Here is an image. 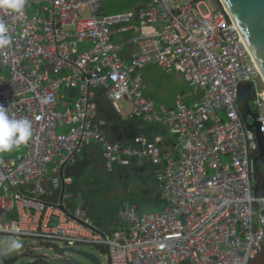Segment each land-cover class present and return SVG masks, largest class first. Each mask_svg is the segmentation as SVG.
Returning a JSON list of instances; mask_svg holds the SVG:
<instances>
[{"label":"built area","instance_id":"1","mask_svg":"<svg viewBox=\"0 0 264 264\" xmlns=\"http://www.w3.org/2000/svg\"><path fill=\"white\" fill-rule=\"evenodd\" d=\"M142 3L137 14L117 15H106L102 0H26L23 14L0 9L10 38L0 49V105L33 129L24 152L0 153V236L92 246L106 264H250L264 247V182L239 94L243 82L255 83L251 105L264 133L262 73L224 8ZM124 32L136 34L114 40ZM129 44L139 52L127 60ZM148 64L181 72L201 97L193 106L184 95L172 108L157 105L138 73ZM102 99L124 117L166 126L174 148L145 135L132 145L112 140L98 120ZM90 143L109 166L149 164L165 207L139 212L121 202L127 226L108 235L67 206L65 167ZM57 191L58 201L47 199Z\"/></svg>","mask_w":264,"mask_h":264},{"label":"crops","instance_id":"2","mask_svg":"<svg viewBox=\"0 0 264 264\" xmlns=\"http://www.w3.org/2000/svg\"><path fill=\"white\" fill-rule=\"evenodd\" d=\"M142 5L143 3H141L140 7H142ZM139 9H137L135 12H131L137 14ZM134 20L135 23L140 24L138 19L134 18ZM135 34L136 33L133 32H124L122 34H118L116 35V41H123ZM138 52V45L129 44L121 54L123 58L129 60L134 55L138 54ZM139 71L138 73L141 77ZM167 72L171 74L174 72L181 73L176 70ZM144 84L146 85L145 95L154 99L151 95L146 94L148 88L145 82ZM192 87L193 90L188 94L185 93L184 90H181L177 94L176 100L180 95H184L186 103L189 106H193L195 102L201 97V91L194 86ZM189 100L190 103L188 102ZM155 102L159 106H165L163 103L158 104L156 100ZM174 105L168 108H172ZM98 120L104 121V123L101 124V127L106 131L107 135L112 140L119 141L125 145H132L135 138L141 135H145L151 140H159L164 148H174L176 144V142H174L175 137H172L173 133H171L166 126L159 125V128H152V126L137 118L131 119L124 117L118 114L112 105L105 99H102ZM148 127H151V131L154 129L150 137L145 131ZM21 148H24V150L26 149L25 145H21ZM18 152L21 153L22 151ZM78 161L83 163V166H81L83 172L81 173L79 181H75L72 177H69L66 174L67 168L69 165H72V163L65 167V177L70 179L71 182L65 185V191L68 196L64 198V203L73 209L80 208L83 211L85 218L92 220L100 231L108 235H112L119 228L127 226V223L122 221L118 216V208L121 202H131L136 206L139 212L157 211L165 207L166 204L162 199L161 188L152 174L149 164L145 166H121L117 164L109 166L102 154L101 147L98 144L93 143L86 145L83 152L78 156ZM74 183H76L78 186L77 192L76 189L74 191L68 190L69 186ZM61 197V192L57 191L53 197L50 196L47 199L50 201H58ZM44 246L49 249H56V247L51 248L48 245ZM2 248L6 251L18 252L13 248H4L3 244ZM18 253L19 256H21L20 252ZM93 253L97 254L101 260L102 256L105 257L104 255H100L97 250H95ZM45 255H49L51 258L58 257L59 255L64 256V254L52 255L48 252H46ZM0 260L3 262V264H8L9 262L11 264H23L21 261H19L20 259L18 260V257L10 259L9 261H5L0 255ZM33 263L34 261L30 259L27 264Z\"/></svg>","mask_w":264,"mask_h":264},{"label":"rangeland","instance_id":"3","mask_svg":"<svg viewBox=\"0 0 264 264\" xmlns=\"http://www.w3.org/2000/svg\"><path fill=\"white\" fill-rule=\"evenodd\" d=\"M104 4V13L107 15H117V14H123L127 11H136L139 9L142 1L140 0H102ZM189 0H178L179 4L185 3ZM195 1V0H194ZM208 5L211 7L222 10L223 7L220 5L219 0H204ZM203 11H206L207 8L205 5L201 6ZM125 23H120L121 25H124ZM114 39H117V36H114ZM141 77L143 81L147 84V91L146 94L151 95L158 104L163 103L167 107H171L174 105L176 101L177 94L184 90L185 93H190L193 90V87L187 81V78L184 77L182 73H168L166 70H164L159 65H147L143 67L140 71ZM258 85L263 89L264 85L261 82L260 79H258ZM190 103V100L188 101ZM123 105V111L126 112L128 109V106L125 102H122ZM253 109L256 110V107L253 105ZM248 122L252 123L253 119L251 117L248 118ZM172 137H175V141L177 142L176 136L173 134ZM22 151L24 152V148H18L16 150H13L12 152L3 153L4 156H11L12 153ZM78 186L76 183L69 186V191H74L76 189L77 192ZM0 239L3 241V247L11 249V243L13 241L19 242L20 247L13 248L16 249L18 252H20V255L18 257V260L21 261L23 264H27L30 259L34 261L33 264H51V257L49 255H45L46 252L50 254H61L60 249H49L45 247L42 244L37 243L34 240L31 239H23V238H16L13 236H0ZM60 247L63 248L62 244H59ZM79 251H87V252H95V248L92 246H79L77 248ZM68 258H76L79 259L85 263H91L90 260L80 254V253H74V254H65ZM102 262L103 264H106L105 257L102 256ZM0 264H3V262L0 260ZM64 264V263H63Z\"/></svg>","mask_w":264,"mask_h":264},{"label":"water","instance_id":"4","mask_svg":"<svg viewBox=\"0 0 264 264\" xmlns=\"http://www.w3.org/2000/svg\"><path fill=\"white\" fill-rule=\"evenodd\" d=\"M222 7L228 12L231 19L236 24L249 51L257 63L264 78V0H219ZM256 98V86L252 81L243 82L240 89L239 101L241 114L245 121L249 117L253 122H247V126L254 130L259 145V156L264 160V133L261 130L262 124L257 120L259 114L254 111L251 102ZM264 175H260L259 181ZM65 191V185L63 192ZM0 240V255L5 261L19 257L16 251H6L2 248ZM101 254L105 253V247L99 248ZM58 257L51 258V264H88L76 258H68L66 253H80L86 256L91 264H102L101 258L93 252L79 251L75 248H62ZM250 264H264V247Z\"/></svg>","mask_w":264,"mask_h":264},{"label":"clouds","instance_id":"5","mask_svg":"<svg viewBox=\"0 0 264 264\" xmlns=\"http://www.w3.org/2000/svg\"><path fill=\"white\" fill-rule=\"evenodd\" d=\"M26 0H0V9L14 14H23ZM10 45L7 25L0 20V49ZM33 139L32 123L27 118L15 119L10 117L7 108L0 105V153L12 152L27 145ZM12 248L20 247L19 242L13 241Z\"/></svg>","mask_w":264,"mask_h":264},{"label":"trees","instance_id":"6","mask_svg":"<svg viewBox=\"0 0 264 264\" xmlns=\"http://www.w3.org/2000/svg\"><path fill=\"white\" fill-rule=\"evenodd\" d=\"M221 5V3H220ZM222 6V5H221ZM138 119V118H137ZM141 120V119H139ZM142 121V120H141ZM152 126V128H159L160 126L159 125H150ZM154 130V129H153ZM152 130V131H153ZM146 134L150 137L151 136V127L147 128L146 130ZM72 165H69V167L67 168L66 170V174L69 176V177H72L75 181H79L80 177H81V173L83 172L82 171V167L83 166V163H81L80 161H78V157L71 162ZM69 163V164H71ZM74 163V164H73ZM259 163H260V168H261V171L260 173L262 175H264V160L262 158L259 159ZM262 182H264V178H262ZM165 205V204H164ZM164 207V206H163ZM8 264H11L10 262Z\"/></svg>","mask_w":264,"mask_h":264},{"label":"flooded vegetation","instance_id":"7","mask_svg":"<svg viewBox=\"0 0 264 264\" xmlns=\"http://www.w3.org/2000/svg\"><path fill=\"white\" fill-rule=\"evenodd\" d=\"M263 178V177H262Z\"/></svg>","mask_w":264,"mask_h":264}]
</instances>
